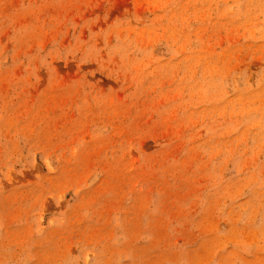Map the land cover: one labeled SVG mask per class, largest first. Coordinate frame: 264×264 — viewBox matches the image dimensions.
<instances>
[{
	"label": "rangeland",
	"instance_id": "obj_1",
	"mask_svg": "<svg viewBox=\"0 0 264 264\" xmlns=\"http://www.w3.org/2000/svg\"><path fill=\"white\" fill-rule=\"evenodd\" d=\"M0 264H264V0H0Z\"/></svg>",
	"mask_w": 264,
	"mask_h": 264
}]
</instances>
